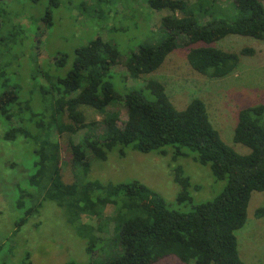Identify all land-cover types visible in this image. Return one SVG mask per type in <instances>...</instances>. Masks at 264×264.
Segmentation results:
<instances>
[{
  "label": "trees",
  "instance_id": "obj_1",
  "mask_svg": "<svg viewBox=\"0 0 264 264\" xmlns=\"http://www.w3.org/2000/svg\"><path fill=\"white\" fill-rule=\"evenodd\" d=\"M215 1L218 0H211L207 7L199 3L193 6L185 0H147L152 11H169L161 19L166 36L155 46H140L132 52L122 67L125 77L138 80L154 73L180 47L187 48L186 61L198 74L220 79L233 73L239 57L251 56L253 50L244 48L229 53L212 44L231 35L263 41L264 5L260 0H227L230 3L226 9L235 12L229 20L214 17ZM196 11L202 18L207 17L201 24ZM41 22L50 26V14ZM179 37H185L183 43ZM31 54L38 63V54L33 49ZM117 59L115 46L95 38L74 50L71 68L63 78L54 79L38 64L32 79L40 81L39 90L29 94V101H24L27 97L20 87L1 88L0 119L7 124L3 139L7 142L24 139L33 146L34 154L31 173L24 186L18 188L15 206L22 216L15 223L16 229L39 214L43 201H50L66 213L68 223L86 242L89 261L67 264H155L167 257L183 264H244L235 233L246 222L251 194L264 192V105L238 112L233 142L250 150L249 154L240 155L222 141L200 99L191 100L179 111L170 102L164 86L156 81L145 85L153 100L146 99L138 90H131L124 97L117 94L109 81ZM52 60L61 67L66 58L57 56ZM48 94L51 110L39 111L34 103L32 109L34 99L42 102ZM115 104L125 108V121L120 122L116 113L106 112ZM81 107L104 115L103 132L93 140L84 137L77 143L70 141L73 168L80 167L86 175L90 167L88 155L105 161L107 153L117 146L141 154L163 155L166 154L163 148L174 147V159L191 154L195 162L209 166L214 179L225 181L223 190L212 201L182 213L168 209L158 194L137 181L64 183L57 137L74 136L88 129ZM118 153L124 156L123 149ZM174 177L180 187L176 201H190L189 179L179 169ZM109 205L113 207L112 252L105 258L101 254L95 257L97 248L103 244L104 211ZM262 214L260 209L258 215ZM83 216L95 218L96 228L82 223Z\"/></svg>",
  "mask_w": 264,
  "mask_h": 264
},
{
  "label": "rangeland",
  "instance_id": "obj_2",
  "mask_svg": "<svg viewBox=\"0 0 264 264\" xmlns=\"http://www.w3.org/2000/svg\"><path fill=\"white\" fill-rule=\"evenodd\" d=\"M185 1L193 6L199 3L208 7L211 0ZM260 1L264 5V0ZM215 2L217 13L214 17L234 18L235 12L226 9L229 1ZM197 12L195 16L201 24L207 17L202 18ZM48 13L51 23L46 27L41 20ZM169 14L168 10L152 11L147 0H0V75L4 74L0 76V90L4 85L20 87L27 97L24 101H29V94L39 90L40 81L32 79L38 64L54 79L63 78L71 68L74 50L100 38L118 50L117 64L111 68L109 79L117 94L124 97L131 90H138L146 99L153 100L145 85L148 81H156L164 86L170 102L179 111L185 109L191 100L200 99L222 141L240 155L249 154L248 148L233 142V134L240 110L264 105V40L231 35L212 44L229 53H238L244 48L253 50L251 56H240L237 69L224 78L210 79L193 71L186 61L187 48L180 47L172 51L154 73L138 80L127 79L122 69L124 63L140 46H155L165 38L161 19ZM178 40L183 43L185 37ZM31 49L38 54V63L32 59ZM57 56L66 58L61 67L51 62ZM39 101L34 99L32 109L33 103L39 111L50 109L52 101L49 94L40 104ZM81 111L89 124L88 129L74 136L57 137L64 183L137 181L158 194L168 209L182 213L212 201L223 190L225 181L214 179L209 166L195 162L191 154L174 159V147L163 148L166 153L163 155L158 152L141 154L131 148L117 146L107 153L105 161L88 155L90 167L85 175L80 167L73 168L69 143H77L84 137L93 140L94 136H99L103 132L104 115L88 107H81ZM106 112L116 113L120 122L127 118L121 104L108 107ZM6 128L7 124L0 119V264L88 262L86 242L68 223L66 213L50 201H43L39 214L16 229L15 223L22 216L15 206L18 188L24 186L31 173L34 154L33 146L24 139L5 141L3 134ZM121 149L124 150L123 157L118 153ZM181 151L186 152L185 149ZM178 169L190 182V201L183 203L176 201L180 187L175 183L174 175ZM260 209L263 210L261 216L258 215ZM112 214L113 207L109 205L104 211L103 244L97 248L95 257L102 255L101 258H105L112 252ZM81 222L92 228L97 226L93 217L83 216ZM235 236L239 257L244 264H264V192L251 194L246 222ZM155 264L183 263L167 257Z\"/></svg>",
  "mask_w": 264,
  "mask_h": 264
}]
</instances>
